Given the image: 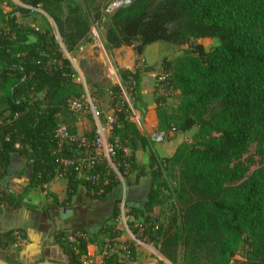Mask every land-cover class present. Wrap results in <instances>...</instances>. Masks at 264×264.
Listing matches in <instances>:
<instances>
[{"label": "trees", "instance_id": "trees-1", "mask_svg": "<svg viewBox=\"0 0 264 264\" xmlns=\"http://www.w3.org/2000/svg\"><path fill=\"white\" fill-rule=\"evenodd\" d=\"M19 1L43 10L56 33L43 14L35 27L18 22L16 15L34 11L10 0L13 9L3 12L0 7V181L5 180L10 154L17 152L26 157L24 170L30 168L22 195L39 189L56 209L70 205L83 185L91 200L111 201L107 198L118 189L119 179L103 159L87 158L94 127L82 134L87 153L74 140L77 118L70 106L81 97V84L60 47L69 52L85 42L90 20L80 5L68 0ZM205 37L216 39L217 45L205 50L197 42ZM105 38L108 48L133 46L138 51L157 41L188 46L174 61L162 58L161 67L179 96L170 129L184 133L196 127L192 142L182 141L170 156H159L149 136L129 123L127 103L120 96L112 98L109 141L116 147L114 130L119 125L131 128L112 162L123 178L131 173L135 182L150 178L144 208L132 207L135 219L145 214L143 235L171 264H229L241 248L246 251L243 264H264V0H131L111 14ZM140 74L135 66L120 75L134 106L142 101ZM113 89L120 92L117 86ZM61 124L66 130L62 138L56 136ZM252 145L261 159L254 168L253 160L244 158ZM137 150L148 151L146 164L137 163ZM81 157L82 164L77 161ZM106 172L104 184L86 179ZM58 177L66 181L63 201L48 190ZM1 193L11 202L16 199L6 183ZM170 199L171 213L158 222L157 214ZM119 201L112 200L110 219L118 215ZM80 221L69 234H55L67 264H83L87 245L100 248L104 243L86 238L84 219ZM13 232L0 234L1 248L15 242ZM2 259L22 264L7 254Z\"/></svg>", "mask_w": 264, "mask_h": 264}, {"label": "rangeland", "instance_id": "rangeland-1", "mask_svg": "<svg viewBox=\"0 0 264 264\" xmlns=\"http://www.w3.org/2000/svg\"><path fill=\"white\" fill-rule=\"evenodd\" d=\"M10 1L15 7H22L34 11V13H29L24 16L17 13L18 22L37 27L40 22L39 14H43L50 22L54 33H56L54 23L50 18H48L43 10L39 8H31L19 0ZM68 1L80 5L82 11L91 23L87 40L81 43L74 50L68 52L60 43L62 53L69 59L71 66L74 69L75 81L81 84L82 95L79 99L72 102L70 106L75 112L77 118L75 123L77 137L89 131L92 127H94L96 132H105L108 122H111L112 120V98L116 99L120 96V98L127 103V107L124 111L128 117L129 123L133 124L136 129L141 130V121H143V117L146 115V106L148 105V119L151 120L155 126L152 134L163 131L166 137L162 142L176 138L178 137V134H184V137H179L178 139L189 143L192 142V135L196 132V127H193L184 133H175L171 131L170 128L172 126V122L170 121V116L178 103L179 96L177 91H167V89H165V85H161L158 79L159 75L164 73L161 67V59L165 58L168 61H174L177 57L184 55L188 46L174 45L163 41H157L147 45L142 51L136 50L133 46L108 48L106 45L105 35L110 16L113 13L109 9V5L113 0L95 2H89L87 0ZM0 7L3 12H7L14 8L8 5L7 0H0ZM56 38L58 39L57 35ZM197 42L201 43L205 50H210L218 43L216 39L209 37L198 39ZM135 66L141 70L140 94L142 97L141 103L136 106L133 105L132 99L126 91V83L120 76L123 70H131ZM147 66H153L154 70L150 72L145 71L144 69ZM159 85L162 87V90H159ZM115 86L119 87V93L114 91L113 88ZM34 97L40 98L41 94H35ZM158 119L160 121V125L157 126L156 120ZM60 126L65 128V125L63 124ZM114 133H116V136L113 139L116 144V147L114 146V148L116 149L120 146L121 142H123L125 138L131 134V128L119 125L118 130H114ZM108 136L110 137V133ZM151 137L152 135L149 136V138L153 142H157ZM100 156L105 161V158L102 155ZM246 157L253 160L251 168L256 167L258 163L261 162L260 157L256 154L255 145L250 147L249 151L244 155V158ZM140 158L141 153H139V156L136 157V161L138 163L141 162ZM77 161L82 164L85 162V159L84 157H81ZM105 166L110 169L109 173L116 174L120 182L114 195L108 196L107 198L111 201L114 198H120L119 203L115 205L118 210V215L114 219H110V216L107 217L108 214H103L101 211L104 209L102 205H100L99 202L91 200L90 197L87 196L86 192L84 194L80 193V196L78 195L79 197L76 194V199H74V201L70 204V206L73 207V214L76 215L75 220H77L74 222V227L81 224V221L79 220L84 219L83 224L88 231L86 238L100 246L102 245L100 244V240L106 244L116 238L115 235L118 231L117 227L120 226L119 213L121 214V211H123L125 214L132 216V207L142 210L146 199L145 197V199L143 198L144 188L135 189L136 182L134 181V173L129 174L127 178H123L117 171L112 160L110 164L106 162ZM24 167L25 163L18 157H13L10 165H8L7 174L4 179L7 178V181L11 179L10 188L14 191L21 190L25 184L23 182V178L21 179V177L15 176L12 172H23ZM107 177V172L106 174L101 175L99 178V184L106 183L108 181ZM1 182L2 181H0V183ZM143 182L146 188V181ZM55 188L59 191L61 189V184L57 183ZM45 199H49L51 201V198L46 197L44 192L39 189H35V191L31 193V197H29L28 200H21V198H19L18 204L19 207H25L30 210H37L41 207V210L45 211L48 204ZM133 202H136L137 205ZM171 202L172 199L166 201V203L161 207L160 213L156 216L158 222H165L167 220V216L171 213ZM144 217L145 214H142L138 215L136 219L143 221ZM101 226H105L103 230L100 229ZM144 227L147 229L149 227L148 223H145ZM16 240H18V238H15V241ZM245 253L246 251L244 248L238 250L229 264H243L245 261ZM4 254L9 255L10 253L0 251L1 259ZM9 256H12V254ZM12 258L15 257L12 256ZM81 259L83 264H94L92 263L94 262L92 261L93 259L84 258L83 256ZM56 260L62 261L60 263L67 264L68 259L67 257L60 256L57 257Z\"/></svg>", "mask_w": 264, "mask_h": 264}, {"label": "crops", "instance_id": "crops-1", "mask_svg": "<svg viewBox=\"0 0 264 264\" xmlns=\"http://www.w3.org/2000/svg\"><path fill=\"white\" fill-rule=\"evenodd\" d=\"M146 107H147V112H146V115L143 117V121H141L142 127H141V130L140 129L139 130L142 134L145 133L147 136H151L152 131L155 126L153 122L148 119V105ZM156 123H157V126L160 125L159 119L156 120ZM179 137H184V134H178V137L172 138L166 142H154V149L156 150L157 154L161 157L170 156L173 150L175 149V147L180 142H182V140L178 139ZM139 153H141V158H140L141 162H139V164H146L147 157H148V151L147 150L145 151L137 150L136 157L139 156ZM13 157H18L22 162L24 163L26 162V157L24 155H20L17 152H13L10 154L9 165ZM12 173L17 177H21V179L23 178L24 180L23 182L25 185L22 187L21 190L14 191L13 189L10 188L11 179L7 181V178H6L4 182L2 181L0 183V192L4 189V184L6 183L7 191L14 193L16 196V199L13 200V202H11V200L9 199L8 201H6V204L5 203L0 204V234L13 230L14 236H15V233L18 231L21 237H19L18 240L11 243L10 245H8V247L4 249L0 247V251H5L6 253L12 254V256L18 259L17 261L22 264H30V263H34V262L41 261L44 259L55 261V262H62V261L56 260L57 257H60V256L66 257V255L63 253L61 248L56 243L55 234L58 233L59 231H64L65 233L69 234V232L73 228V224L76 218V215H74L72 212L73 207L70 205L62 206V208L64 207L72 208V211L65 210L63 212L60 207L53 209L52 207H50L51 201L49 199H45V201L48 203L45 211L41 210V207L37 210H30L25 207H19V205L17 204L19 201V198H21V200H28L29 197H31V193H33L35 189H30L26 194L22 195V192L25 186L28 184L30 180V168H27L21 174H19L20 171H13ZM143 181H146V188H145ZM57 183L61 184V189L59 191H57L55 188ZM149 184H150L149 176H143L138 180V182L135 183V189L144 188L143 198L144 197L146 198V195L149 189ZM65 187H66L65 179L58 177L54 179L48 185V190L54 193L57 196L59 201H63L65 197ZM85 192H86L85 187L83 185H78L77 196L80 193L84 194ZM74 199H76V195L72 198V201H74ZM133 203L137 205L136 202H133ZM10 204H13V205L10 206ZM99 204L102 205V207L104 208L103 210H101L103 214H108L107 217H109L113 210L112 201L103 202ZM56 220L58 221L59 226H60L59 230H56V227H55ZM68 222H70L72 226L68 227L67 226ZM27 224H30L32 227H36L40 229L44 234L43 239L45 241V248H44V251L37 257L30 258V257L22 255L20 248L16 246L21 241H23V239L25 238L24 226ZM140 249L141 250L138 253H136L134 256L133 264H142V263L152 262L155 260L154 256H151L150 254H148L147 250L142 249V248ZM98 250L99 249L96 245L88 244L87 245V255H86L87 258L93 259L92 261H98V252H99ZM159 255L162 256L160 253Z\"/></svg>", "mask_w": 264, "mask_h": 264}, {"label": "built area", "instance_id": "built-area-1", "mask_svg": "<svg viewBox=\"0 0 264 264\" xmlns=\"http://www.w3.org/2000/svg\"><path fill=\"white\" fill-rule=\"evenodd\" d=\"M131 2V0H113L109 5L110 11L114 12L116 9L126 6ZM159 83L165 85L167 91H172L171 87L168 86V74L161 73L158 77ZM162 87L159 85V90ZM162 90V89H161ZM112 122H108L105 132H96L92 142V155L88 156V160L93 159H103L100 155L105 158V161L110 164L114 153V145L109 141V133L112 128ZM56 136L62 138L66 136V130L63 126L58 127ZM165 133L163 131L152 134V139L157 142H162L165 140ZM78 147L85 148L87 153L88 143L85 141L82 135H79L74 139ZM104 160V159H103ZM79 166V165H78ZM87 169H92L90 161L86 164ZM100 175L98 173H91L87 175L86 179L91 181V183L98 182ZM120 226L117 227L118 235L110 243L104 244L102 247L98 248V261H94V264H133L136 253H138L142 248L148 251V254L154 256L155 260L152 262L142 263V264H171L163 256H160L158 250L154 245L143 235V224L140 220L135 219L133 216L125 214L121 211L119 213ZM15 237L19 238L20 233L16 232ZM87 255V254H86ZM84 258H87V256Z\"/></svg>", "mask_w": 264, "mask_h": 264}, {"label": "clouds", "instance_id": "clouds-1", "mask_svg": "<svg viewBox=\"0 0 264 264\" xmlns=\"http://www.w3.org/2000/svg\"><path fill=\"white\" fill-rule=\"evenodd\" d=\"M24 232L25 238L16 246L20 248L24 256L30 258L39 256L45 248L43 232L30 224L24 226Z\"/></svg>", "mask_w": 264, "mask_h": 264}, {"label": "water", "instance_id": "water-1", "mask_svg": "<svg viewBox=\"0 0 264 264\" xmlns=\"http://www.w3.org/2000/svg\"><path fill=\"white\" fill-rule=\"evenodd\" d=\"M62 212L65 211V210H69V211H72V208L71 207H64V208H61ZM61 217V216H60ZM56 225L57 227H59V223L58 221L56 220ZM67 226L70 227L71 226V223L68 222L67 223ZM53 238V236H52ZM0 264H11V263H8L6 262L5 260L1 259L0 258ZM30 264H63V263H60V262H55V261H51V260H47V259H44V260H41V261H37V262H34V263H30Z\"/></svg>", "mask_w": 264, "mask_h": 264}, {"label": "flooded vegetation", "instance_id": "flooded-vegetation-1", "mask_svg": "<svg viewBox=\"0 0 264 264\" xmlns=\"http://www.w3.org/2000/svg\"><path fill=\"white\" fill-rule=\"evenodd\" d=\"M2 192V191H1ZM0 192V204L2 203H5L6 204V201L9 200V198L6 196L4 197V195H2V193ZM13 205V204H10V206ZM77 220H75L74 222H76ZM80 221V220H79ZM72 226V225H71ZM56 227V230H59L60 229V226L57 227V225L55 226ZM73 227H74V224H73Z\"/></svg>", "mask_w": 264, "mask_h": 264}]
</instances>
